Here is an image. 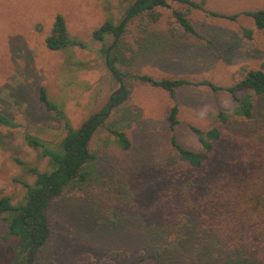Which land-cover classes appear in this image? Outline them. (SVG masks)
Instances as JSON below:
<instances>
[{"label":"rangeland","instance_id":"rangeland-1","mask_svg":"<svg viewBox=\"0 0 264 264\" xmlns=\"http://www.w3.org/2000/svg\"><path fill=\"white\" fill-rule=\"evenodd\" d=\"M135 2L0 0V112L19 124L18 128L0 124V197L22 204L27 188L15 180L33 185L36 176L29 169L51 171L41 149L25 142L26 134L57 148L69 133L67 121L80 130L91 117L103 113L122 83L129 98L112 109L94 135L90 143L94 158L83 168L85 179L66 187L46 207L52 237L33 254V263L264 264V251L259 249L263 242L259 239L257 245L256 233L247 223L239 225L243 243L234 250L214 225L222 212H214L203 224L205 209L194 216L180 209L188 181L195 184L190 191L196 205L218 193V200L208 204L227 209L231 185L239 181L240 171L246 174L242 155L252 153L260 129L232 115L237 105L227 92L185 86L173 100L165 90L136 78L184 77L232 86L246 70L261 66L264 33L250 17L240 15L237 21L214 17L178 0L157 9V21L141 14L128 21ZM205 5L233 15L264 8V0H205ZM175 12L186 15L200 37L186 33ZM57 15L65 17L69 35L89 49L47 48L45 41ZM108 20L116 26L127 20L125 31L105 42L95 40L94 31ZM246 29L253 31L252 38L245 36ZM110 59L116 60L120 79L109 68ZM41 87L63 109L64 118L40 102ZM173 106L179 109L175 134L182 146L202 149L190 126L221 131L213 156L201 170L191 168L171 143L168 116ZM220 111L230 115L228 124L219 122ZM111 129L124 132L131 148L122 149ZM164 228L169 234H161ZM7 231V222L0 219V236ZM115 254L121 257L113 259ZM15 256L13 246L1 239L0 264H10Z\"/></svg>","mask_w":264,"mask_h":264},{"label":"trees","instance_id":"trees-1","mask_svg":"<svg viewBox=\"0 0 264 264\" xmlns=\"http://www.w3.org/2000/svg\"><path fill=\"white\" fill-rule=\"evenodd\" d=\"M181 3L188 4L194 9L201 10L214 17L225 18L231 21H237L240 15L250 17L259 33H264V8L257 10H247L242 13L228 15L208 10L205 5V0L196 2L193 0H178ZM138 2L134 8L135 3ZM130 8L128 21L132 20L137 15L146 16L152 21L158 20L157 9L169 6V0H136ZM175 16L186 33L192 36L200 37L199 33L192 25L186 15L180 12H175ZM124 22L123 26H116L114 21H106L100 28L93 33L95 40L105 42L108 37H118L122 34L127 26L128 21ZM245 36L252 38L253 31L244 30ZM47 48L53 51H64L72 47L81 49H89L88 45L82 40L73 38L69 35L66 19L63 15H57L53 24L50 36L46 38ZM109 51V50H108ZM264 57V54H263ZM115 59L109 60V68L120 79V72L115 67ZM136 78L143 84L154 88H161L170 94L171 99L175 100L177 90L185 86H205L212 91H224L231 95L236 102V107L232 115L251 124V128L260 129L259 135L256 136L255 144L252 153L242 155L243 167L246 169V174L242 175L239 172V181L231 185L229 194L226 198L230 199L227 209H222L213 205L217 201L218 193L210 194L203 200L201 206L195 204L191 198L194 197L193 190L195 184L190 181L186 182L182 191L181 210H185L190 216L197 215L203 212V224H208L211 220V215L215 213H223L217 217L215 228L222 231L223 237L229 242L234 250H237L243 241L239 235V225L247 223L255 231L257 245L259 249L264 251V60L259 68L248 69L244 72L242 78L232 86L224 87L213 83L210 80L193 81L188 78H162L157 79L149 75H138ZM129 91L124 92L114 98V107H120L129 98ZM39 100L44 104V107L57 114L59 117L65 116L61 107L49 99L48 92L45 87L40 88ZM109 105L103 111L108 112ZM97 114L98 118L91 117L80 130L71 128L67 121L66 128L68 135L62 141L60 146L55 148L52 144L43 141L40 138L30 134L24 136L25 142L35 150L41 149L42 156L50 161V172H39L36 168L29 169V173L36 176V181L33 185L28 182L15 180L27 188V193L22 204L15 205L11 197H0V219H3L8 224V231L5 237L0 236V241L5 240L9 245L13 246L16 251V256L10 264H34L31 262L32 254H36L44 249L52 237L49 215L46 207L50 199L61 196L66 187L83 181L86 177V172L83 171L94 156L90 152V143L96 132L105 125L108 115L102 116ZM179 109L173 106L168 116L169 129L172 133L171 143L179 152L181 158L193 169L201 170L205 164L211 159L214 154V142L221 137V131L218 127L204 132L201 129L190 126L193 133L197 136L202 149L192 150L182 146L176 137V128L179 124L178 119ZM219 122L228 124L231 117L224 111L218 113ZM0 124L3 126L18 128L19 124L11 119L6 114L0 112ZM253 130H249L251 133ZM115 136L117 144L125 150L131 148V142L126 134L122 131L110 130ZM258 134V133H255ZM261 136V137H258ZM20 166H26L24 162L17 161ZM193 188V192L190 189ZM180 190V189H179ZM44 195H49L44 197ZM41 201V202H39ZM212 202L213 204H208ZM186 207H185V206ZM206 209V207H209ZM201 208V209H200ZM217 212V209H219ZM179 209V210H180ZM226 211L228 213H226ZM176 214V211H174ZM10 214L9 217H3L4 214ZM100 215H103L99 212ZM185 214V213H184ZM99 215V216H100ZM177 216V215H176ZM183 217V216H182ZM105 216L102 218L104 219ZM105 220V219H104ZM167 228V227H166ZM161 229V234H165L169 229ZM170 228V227H169ZM167 234V235H168ZM26 254V257H24ZM113 259L120 258L121 255L115 254ZM158 258V256L156 255ZM47 264H54L48 261Z\"/></svg>","mask_w":264,"mask_h":264},{"label":"water","instance_id":"water-1","mask_svg":"<svg viewBox=\"0 0 264 264\" xmlns=\"http://www.w3.org/2000/svg\"><path fill=\"white\" fill-rule=\"evenodd\" d=\"M137 4H138V2L135 3L134 8H133L132 10L135 9V7L137 6ZM129 16H130V13L128 14L127 18H129ZM123 24H124V23H122V26H123ZM123 92H124V86H123V84L121 83L119 89H118L117 91H115L114 93H112V95H111V97H110V103H109L108 112H107V113H103V114H101L102 116H106V115H108V114L112 111V109L114 108V98L120 96ZM96 118H98V115H95V116H94V119H96ZM46 196H49V195H44V197H46ZM39 202H41V201H39ZM35 247H36V246H34V247L31 249V262H32V263H33V260H34V256H33L32 252H33V249H34Z\"/></svg>","mask_w":264,"mask_h":264}]
</instances>
